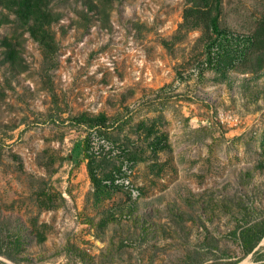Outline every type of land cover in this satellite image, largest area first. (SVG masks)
Here are the masks:
<instances>
[{"label": "rangeland", "instance_id": "374dc122", "mask_svg": "<svg viewBox=\"0 0 264 264\" xmlns=\"http://www.w3.org/2000/svg\"><path fill=\"white\" fill-rule=\"evenodd\" d=\"M38 5L46 50L0 3V264L241 257L240 230L264 219V37L244 64L215 71L207 21L187 0ZM219 12L222 31L250 39L264 0H219ZM88 137L89 151L103 140L119 153L94 159L95 174L129 166L135 199L94 193ZM263 254L264 237L238 264Z\"/></svg>", "mask_w": 264, "mask_h": 264}, {"label": "trees", "instance_id": "16d2710c", "mask_svg": "<svg viewBox=\"0 0 264 264\" xmlns=\"http://www.w3.org/2000/svg\"><path fill=\"white\" fill-rule=\"evenodd\" d=\"M41 0H0V3L3 5V8L8 12H12L13 15L17 19H25L31 20V25L34 26V29H29L30 36L42 47V49H47L46 46V29L49 25V15L45 12L43 8H41L40 3ZM191 5V10L194 16L201 17L207 21V29L212 36L210 41L206 44V58L205 63L208 67L214 69L215 71H228L233 69L237 63L244 64L248 55L252 52V50H256L259 44L263 43L264 37V16L262 20L258 23L257 28L254 30V33L251 35L250 39H233L231 36H228L224 31L220 29L219 26V0H187ZM45 8V6H44ZM3 19L0 17V25L2 24ZM3 45H9V50L5 53L7 59H11L15 57L13 54L14 48L12 45L3 41ZM44 51V50H43ZM148 130V129H147ZM95 132L96 129H94ZM152 133L151 129H149V134ZM101 134V133H100ZM89 138L87 141V155L85 159L87 160V172L89 175L90 182L93 186L94 193L97 190L107 189L109 187L102 184V181L105 179L111 178L112 175L108 174L103 177H98L93 168V160H113L107 159L105 157H96L92 155L89 148ZM150 148L152 152H156L157 150H163L166 148L165 137L160 136L156 138V141H152L150 143ZM116 170V171H115ZM112 172H119L120 167H117ZM112 189V187H110ZM117 189V188H116ZM121 190V189H119ZM123 191V190H122ZM264 237V219L251 223L245 227H243L238 237H236L239 242L240 250L242 252V256L231 260V261H220L217 264H238L241 259L249 254H251L254 249L258 246L259 242ZM4 255V253H0ZM7 259L15 261L14 257L11 255H5ZM195 256L199 259L197 253ZM195 259V257H194ZM264 260V254L261 255L256 261L260 262ZM203 262V260H200ZM264 264V263H258Z\"/></svg>", "mask_w": 264, "mask_h": 264}, {"label": "built area", "instance_id": "2783aa9c", "mask_svg": "<svg viewBox=\"0 0 264 264\" xmlns=\"http://www.w3.org/2000/svg\"><path fill=\"white\" fill-rule=\"evenodd\" d=\"M101 143L104 146L102 149L100 150L95 149L94 151H89V152L96 157H105L107 159H118L119 153L114 151L111 145L109 146L107 144L105 145L103 140H101ZM89 149L91 150L90 142H89ZM119 167H120L119 172H113L111 178L103 180L102 184L109 188L112 187V188L121 189L126 193H128L130 197L135 199L139 193L131 181L132 171L129 168V166H126L124 163H122Z\"/></svg>", "mask_w": 264, "mask_h": 264}]
</instances>
